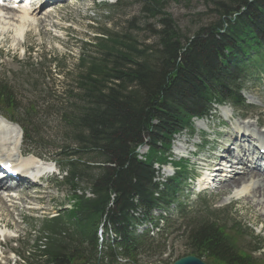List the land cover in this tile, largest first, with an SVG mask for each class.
<instances>
[{
  "label": "trees",
  "instance_id": "obj_1",
  "mask_svg": "<svg viewBox=\"0 0 264 264\" xmlns=\"http://www.w3.org/2000/svg\"><path fill=\"white\" fill-rule=\"evenodd\" d=\"M209 1L214 19L188 36L164 11V0H142L141 13L158 18V28L150 31L153 42L139 44L129 35L132 29L128 34L101 30L80 42L73 87L60 95L46 87L45 111L31 104L20 109L14 89L0 80L1 106L34 132L42 117L54 115L71 144L61 145L54 155L65 174L68 198L76 203L43 218L26 264L138 262L147 238L136 236L135 228L147 220L156 226L153 213L176 205L181 193L185 168L180 163L173 178L156 181L170 163L174 136L192 131L193 119L206 117L215 104L243 106V84L264 74V0ZM54 63L49 59L40 69L45 75L34 71L25 82L33 81L36 89L39 79L52 80ZM65 72L64 66L60 73ZM142 145L147 152L138 160ZM177 205L185 221L182 236L195 256L215 264H257L235 247L223 227L228 223L221 226L228 216L186 218ZM137 209L142 220L132 216ZM31 223L34 228L35 220ZM101 225L118 239L99 245Z\"/></svg>",
  "mask_w": 264,
  "mask_h": 264
},
{
  "label": "rangeland",
  "instance_id": "obj_2",
  "mask_svg": "<svg viewBox=\"0 0 264 264\" xmlns=\"http://www.w3.org/2000/svg\"><path fill=\"white\" fill-rule=\"evenodd\" d=\"M164 1V11L175 21L180 30L188 36L214 19L212 4L209 0ZM142 4V0H67L61 8L54 6L53 12L47 16L43 14H46L48 10L39 11L35 15L34 25L28 29L27 34L25 33L24 39H16L13 32L16 26H3L9 28V30L7 32L0 30V56L2 57L0 61V80L14 89L20 109H26L28 104H31L36 106L37 110L45 111L47 105H45L43 90L46 87L52 88L54 95H60L73 87L75 66L78 63V58L82 55L80 42L91 39L94 34L100 33L101 30L128 34L129 29H132L129 35L136 38L139 44L147 45L153 42L150 31L158 28V18L154 19L149 14H142ZM15 11L16 13L20 12L18 10ZM3 27L0 25V29ZM27 52H30V54ZM44 55H49L50 57L44 60L42 59ZM49 59L55 61L52 80L55 79L56 81H52L50 78L43 81L44 84L39 79L36 89H33L30 83L33 84L34 82L31 80L25 82V79L33 77L34 71L37 75H45V71H40V69L48 66ZM32 62L40 65L31 69L28 64ZM64 66L65 71L68 73H60ZM35 78L37 77L34 76L33 79L36 80ZM41 84L43 85L41 86ZM241 95L246 107H228L226 110L216 108L210 112L209 117L206 119L201 121L194 120L192 132L183 131L176 135L171 146L172 157L170 160L172 163L177 162L181 157L189 158V160L185 161L188 166V176L198 173V169L193 165L197 160H206L207 165L214 163L212 158H215L216 155H221L223 145H225L221 143H224L225 135L229 132L228 125L223 123L226 120L223 118V114L232 116V119L235 120L243 119L242 116L246 115L252 119L250 121L251 124L257 121L259 123L258 127L264 129V79H262L261 74L258 77L246 80L242 86ZM52 106H54V109L57 107L56 105ZM237 122L240 124L243 121L237 120ZM40 123L38 125L40 128L36 132L38 136L36 135L37 137L34 138L31 135L30 139L29 137L25 140L22 139V148L31 150L45 162L47 161L44 159L57 160L58 157H55L54 154L58 152V147L63 144L71 145L65 137L67 134L62 130L54 115L42 117ZM254 129L256 132H260L257 127H254ZM205 131L206 135L204 134ZM261 136L264 137L263 135ZM227 139H229L227 147L230 148L231 146L229 147V145L234 143V138L228 137ZM197 144H202L201 150L197 158L193 159L190 155L191 152L196 151ZM241 145L245 146L242 140ZM22 152L24 151L21 150ZM145 152L146 148L138 149L140 155ZM223 154L226 155L225 153ZM10 161L15 164V160ZM218 162L219 160L216 166L222 167L221 162ZM175 170L169 166L165 167L160 171V177L163 179L172 177ZM216 171L221 175L219 179L223 178V172ZM184 177H187V173L184 174ZM188 186H190V183L185 181L178 197V203L183 206L185 204L188 205L193 212L186 214V218H193L195 216L194 213L201 217L211 211L216 213L225 212L228 220H235L245 228H242V230L246 231V234H243L245 238L242 235L240 238L242 241L238 244L236 243L239 248L250 246L247 237L250 232L253 236H261V239L264 240V211H262L261 207L256 206L252 195L250 196L249 193L242 191V189H234L226 194L217 190V192L212 191L216 195L209 193L204 196H195L197 188L194 185L191 188ZM46 187L47 190L40 189L38 193L29 191L18 195L20 199L14 201L15 204L7 203L6 200L0 198V220L3 224L0 230L4 234V236L0 237V259L2 262L13 264V260H9L11 248H14L15 252L23 253L20 249L23 246L22 244H12L16 240L14 238H17V235L30 234L31 240L38 236L41 220H36L32 225L34 226L33 229L31 227L33 222L31 223L29 218L42 219L44 215L54 216L59 210L62 211L63 207L69 205L72 200L68 198V192L62 181L57 183L56 188L48 181ZM195 197L198 198V201L195 200ZM201 202L207 205L204 206V209H201ZM201 211L205 214L201 213ZM177 212L175 206L170 207L167 212L168 216L173 218V220L177 219L173 229H179L180 225L185 223ZM23 216L28 218L29 222L27 224L22 222ZM239 223L236 225H240ZM30 229L32 230L31 232H29ZM181 231L174 234L169 231L164 234L163 238L166 239L165 245L167 247L166 254L162 258L164 264H172L178 258L190 254V250L184 245V240L179 238ZM258 258L264 264V253L263 256L259 255ZM17 262L15 264H20V262ZM204 263L212 264L210 259H204Z\"/></svg>",
  "mask_w": 264,
  "mask_h": 264
},
{
  "label": "bare ground",
  "instance_id": "obj_3",
  "mask_svg": "<svg viewBox=\"0 0 264 264\" xmlns=\"http://www.w3.org/2000/svg\"><path fill=\"white\" fill-rule=\"evenodd\" d=\"M28 4H31V2ZM32 5H34V3H32ZM15 10H18L20 12L16 13ZM37 10L38 8H32L29 7V5L27 8H21L20 6H18L16 9L6 6L0 7V25H2V27H11L12 25L16 26L14 30L12 29L15 36L19 38L23 37L28 29L34 25ZM50 11L51 9L49 8L47 12ZM2 12H4L5 14H3ZM16 16H18V18H16ZM6 27H3L0 30H4L5 32H7L9 28ZM254 124L255 126L258 125L257 122H255ZM241 128L245 129V131L249 133L248 138L254 136H257V138L262 137L260 133L254 132V125L250 123L245 125L243 124ZM237 130H239L238 126L232 128V130L226 136L227 141L225 142L223 150V153H225L226 155L222 153L217 157L218 159H223V163H225L228 166V169L231 170L230 173H228L229 175H227L228 178L226 180L217 181V178L220 175L214 172L215 170L221 172V168L219 166H215V164L210 165L209 168L211 169V172H213L212 175L214 174L215 176V181H217V184H219L220 186L219 191H221L223 194H226L228 193V191L234 189L237 190L239 188H242V191H246L249 189V195H252V198L256 202V206L261 207L262 211H264V169L260 170V172L255 168V171H249L245 165L247 161H255L257 159L264 158V152L256 155L253 150L247 147L246 143H244L245 146L241 145V140L244 137L239 138L238 136L232 135V131L238 132ZM4 131L8 133V135L0 137V140H2L0 141V161L2 159L9 160L10 158L14 157L15 164L12 161L10 162L13 165H16V163L17 165L19 164V166H21L23 169L34 167L35 169H41L42 171H44L52 168L49 163L34 155L35 153H21V142L18 128L16 126L10 125L0 118V132ZM228 137H231L232 139L234 138V143L231 145L235 147V152L227 147V143L229 142V139H227ZM263 138L264 137L260 139L264 140ZM261 144L262 148L264 149V142H262ZM6 151H9V154H7ZM1 189H3L2 183H0V190Z\"/></svg>",
  "mask_w": 264,
  "mask_h": 264
},
{
  "label": "water",
  "instance_id": "obj_4",
  "mask_svg": "<svg viewBox=\"0 0 264 264\" xmlns=\"http://www.w3.org/2000/svg\"><path fill=\"white\" fill-rule=\"evenodd\" d=\"M175 264H202L198 259L188 257L177 261Z\"/></svg>",
  "mask_w": 264,
  "mask_h": 264
}]
</instances>
